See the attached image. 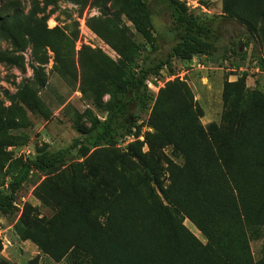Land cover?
Segmentation results:
<instances>
[{"label": "rangeland", "instance_id": "rangeland-1", "mask_svg": "<svg viewBox=\"0 0 264 264\" xmlns=\"http://www.w3.org/2000/svg\"><path fill=\"white\" fill-rule=\"evenodd\" d=\"M178 1L195 17L243 11L264 58V0H233L230 5L228 0ZM226 4L232 8L226 9ZM155 8V36L160 55L165 56L172 44L169 15L164 7ZM132 15L127 0H0V26L18 19L45 41L41 48L24 42L14 49L0 36V191L7 189L13 164L41 149H67L74 140H84L83 132L95 120L103 119L111 100L103 76L127 74L125 58L134 67L149 51ZM239 55L173 60L169 69L149 80L152 101L139 113L133 136L115 148L72 149L57 172L34 176L16 194L12 209L0 213V264H80L81 255L72 248L74 234L65 223H60L63 239L55 242L47 233L72 186L79 191V202L101 224L109 211L137 218L150 194L164 203L132 154L157 159L160 180L167 187L169 163L181 168L184 158L174 145L157 146L149 136H174V125L188 120L187 108L202 136H242L225 161L211 166L216 199L223 205L222 223L212 239L188 216L179 218L196 241L187 257L193 264H264V166H253L254 160L264 164V118L256 119V128L249 125L243 130L253 101L264 115V71L258 69L251 47H242ZM35 71L45 78L44 86H39ZM242 73L246 74L242 108L234 117V93L228 84L237 82ZM24 88L36 93L38 113L22 103ZM247 139L253 146H247Z\"/></svg>", "mask_w": 264, "mask_h": 264}, {"label": "trees", "instance_id": "trees-1", "mask_svg": "<svg viewBox=\"0 0 264 264\" xmlns=\"http://www.w3.org/2000/svg\"><path fill=\"white\" fill-rule=\"evenodd\" d=\"M127 1L131 5L132 21L137 32L149 44L147 55L134 67L130 66L131 62L126 57L129 65L127 74L103 76L111 100L103 119L95 120L91 128L83 132V141L76 139L69 148L56 152L41 149L35 156L9 168L7 189L0 191V213L5 214L12 209L16 194L34 176L57 172L72 149L115 148L124 139L133 136L139 113L147 110L152 101L149 80L158 78L163 69H169L173 60L189 61L197 56L214 59L220 53L240 56L242 47H251L258 69L264 71V58L260 54L254 28L243 11L230 10L228 15L221 17H195L178 0ZM232 1L227 2L230 5ZM155 6L164 7L169 15L168 35L172 44L165 56L160 55L161 49L155 36ZM229 8L232 7L226 4V9ZM0 36L9 41L14 49H20L24 42L37 49L45 42L28 23L18 19L1 25ZM34 75L39 86H44L43 75L38 71ZM245 79L246 74L242 73L237 82L228 84L234 93L231 98L234 117L242 108ZM21 101L30 112L40 111L36 93L30 88L23 89ZM252 103L243 130H249V125L256 128V119L264 118L256 111L258 102ZM185 113L188 115L187 121L177 116L181 122L174 125V136H149L150 142L153 141L157 146L164 143L174 145L184 158L181 168H175L168 162L167 187L164 188L160 180L157 159L148 160L132 154V158L139 160L142 165L145 179L158 190L164 203L150 194L137 218L109 211L108 219L101 224L79 202V191L72 186L70 194L60 202V212L49 223L48 237L55 242L63 239L60 223H65L74 234L72 248L81 255L80 264H193L187 256H190L196 241L179 222V218L188 216L208 240L212 239V232L222 223L223 205L222 201L216 199L217 189L213 183L211 166L218 160L225 161L229 151H234L241 144L242 136H202L193 119H190L193 113L188 108ZM160 127L158 133L162 135ZM2 128L6 129L5 126ZM245 141L247 146H253L249 139ZM253 166L262 168L264 164L254 160ZM212 201V211L209 212L208 206ZM228 211L233 214L230 208ZM53 253L61 255L60 250Z\"/></svg>", "mask_w": 264, "mask_h": 264}]
</instances>
